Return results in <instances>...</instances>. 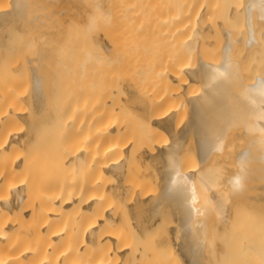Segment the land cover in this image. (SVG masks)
Returning <instances> with one entry per match:
<instances>
[{
  "label": "bare ground",
  "instance_id": "6f19581e",
  "mask_svg": "<svg viewBox=\"0 0 264 264\" xmlns=\"http://www.w3.org/2000/svg\"><path fill=\"white\" fill-rule=\"evenodd\" d=\"M263 24L264 0H0V264H125L134 254L132 242L123 241L120 230L107 224L128 186L134 191L132 209L152 213L163 198L180 212L187 226L178 236V226L172 225L180 239L178 250L186 264H205L209 251L204 214L214 208L220 226L229 229L230 210L243 203V193L248 197L258 188L264 173ZM132 33L137 45L132 68L150 72L151 83L167 91L132 98L152 126L144 133L138 156L159 161L162 184L155 194L140 195L133 177H125L134 142L133 137H122L125 124L101 119L95 101L81 131L69 106L76 92V69L81 70L79 81L102 90L106 64L117 55L123 36ZM216 38H221L219 44ZM64 69L69 71L62 73ZM191 78L202 86L194 95L182 88ZM122 79L127 85L129 76ZM61 82H66L62 92L70 102L55 116L57 144L31 148L36 142L31 143L30 135L38 132L39 121L31 119L38 114L37 100L49 96L52 89L47 85ZM175 94L188 103L185 125L195 137L200 161L196 169L178 163L180 135L159 140L154 130L171 126ZM19 100L32 101L34 115L20 110ZM17 117L25 119V128L14 127ZM229 147H236L235 152L241 147L229 155L236 166L226 180L232 185L231 200L223 195L226 178L219 166ZM30 152L35 154L30 170L34 185L23 173ZM82 163L84 172L79 173ZM108 173L115 175L112 183L105 182ZM75 187H85V196ZM29 194L33 197L25 202ZM259 204L262 201L251 196L249 207L256 210ZM73 207L90 216L81 239L74 234L76 222L54 224ZM22 213L36 222L21 224ZM173 233L172 240L177 239ZM81 251L84 258L79 257Z\"/></svg>",
  "mask_w": 264,
  "mask_h": 264
},
{
  "label": "rangeland",
  "instance_id": "374dc122",
  "mask_svg": "<svg viewBox=\"0 0 264 264\" xmlns=\"http://www.w3.org/2000/svg\"><path fill=\"white\" fill-rule=\"evenodd\" d=\"M219 41H221V38H218V40L216 38L214 40V42L217 44H219ZM136 46V34L132 33L123 36L120 50L117 52L116 56L113 54L109 64H106L107 67L101 74L104 79V88L102 90L99 88V86H97V89H93L91 86H89L88 81H79L77 78H79V73L81 70L76 69L74 74L75 80L73 81V83H75L73 88L76 90V92L74 99L72 103L69 104V106L72 105L73 107L72 112L77 116L76 123L79 130L81 131H84L86 121L89 119L88 116L92 107V102L95 101L98 106L100 105L99 108H96V111L98 112V115L101 119L119 121L125 124L122 137L130 136L134 139L132 147L129 151V157L125 164L126 167L124 168L125 177L128 179L133 177V181H129H131L132 184L136 186L135 192L139 193L140 195H144L148 193H157L158 188L162 184L161 171L158 160L142 161L138 156L140 146L144 140V133L148 130H151L152 126L141 114L142 109L134 106L132 98H134V94L153 95L154 92L165 94L167 91L165 88L160 87L159 85L155 86V84L151 83L153 76L150 72L140 71L132 68L131 63L136 54ZM217 51L218 49H216V52ZM216 52L214 54H216ZM136 58L138 59V56H136ZM67 71H69V69H64L61 72L66 73ZM125 75L129 76L127 85L122 79V77ZM65 83L66 82H61L57 85H47V88L50 90L52 89V91L49 92V96L43 99L40 98L39 101L37 100L38 114H35L36 116L34 115V112L33 114L30 112V108L33 106L32 101H17V105L20 110H26L27 114L30 112V114L35 116L34 117L29 114L31 119L34 120L33 123H35V121H39V124H37L38 132L36 134L33 133L30 135V137L33 139L31 143L33 144L36 142L34 146L32 145L31 147L30 145L31 148L45 150L47 147L56 146L58 141L59 123L55 121V116L57 118L61 107H68V103L70 102L68 99L64 98V94L62 92V90L67 87ZM200 85V80L198 78H191L187 80L186 85L182 88L187 93L190 92L191 95H194L198 89L199 91L201 90L200 87L202 86ZM54 88H57V92L53 91ZM171 104L176 108L172 119V124L169 128H154L156 131V136L159 138V140L170 141L171 135L173 133L178 137L180 135L179 143L176 145V154L179 161L178 163L192 166V169H196L194 167L200 165V161L197 156V146L195 143L194 134L190 129V126H186L188 121L187 100L182 95L177 96L175 94ZM14 123V127L16 129H23L26 127L25 119L17 117L14 120ZM179 131H182V133H178ZM82 136L83 134H81L80 139H82ZM229 148V150L226 149L224 152V154L226 152H229V154L227 153L228 155L226 154V156L224 154L220 155L221 157L219 156L220 158L218 161L221 163V161H223V157L225 156L224 161L221 163L222 165L219 164L222 172L221 176L223 179L226 178L221 183V186L223 188V195L231 200L233 195L232 185L229 186V183L227 184L226 180L228 174L230 173L229 175H231L234 172V169L236 170V166L233 163L234 160L232 161L234 158L230 159V157L235 152L236 147L235 150L231 149V147ZM239 148L237 151L240 150ZM231 150H233L232 154ZM230 154L231 156H229ZM56 155H54V159H57L58 161L59 155ZM34 158L35 154H31L30 152L23 172L25 180L29 182L30 185L36 184L35 175H33V173L30 171L32 167L35 168L33 163ZM43 158H45V160H49L51 157L50 154L47 155L43 151ZM79 169V173L84 172L83 163ZM142 172H145L146 174L143 175ZM60 176L61 172L58 169V178H60ZM104 178L106 183H112L115 179V175L108 173L104 176ZM126 178H124L125 181L128 180ZM241 181L243 184H245L243 179H241ZM82 185L83 184H80V186ZM257 186L258 188L251 192L248 197L246 196V193H243L241 197L243 203L241 205L238 203L236 207H239L230 210L231 217L233 218H231L230 221H233H229L231 224H229L230 226L228 225V227H230L229 229H223L222 226H220V222L218 221V217L220 215L214 212V208L208 210L209 212L204 214V217L207 219L204 227L208 236V245L206 246L209 251L208 255L206 254L207 257L205 261L206 263L204 262L205 264H239L242 260L241 258L244 259L242 260L243 263L241 262L242 264L246 263L247 261H249L250 264H264V173L262 178L257 182ZM129 187L130 186H128L125 190L123 189V198L119 200L116 209H114L112 212L114 219L107 224L108 227H111L114 230H120L123 241L126 240L130 243L132 242L131 246L133 247H131V249L133 248L132 250L134 251V254L128 257L131 261L128 260V262L126 261L125 264H129V261L130 264H141L142 262V264H157L155 262L151 263L152 260H156L157 262L158 260L162 262L169 260L170 264H186L185 258L183 256L184 254H182V250L181 252L178 250L177 246V242L180 240L178 239V236L180 233H184L183 228L187 226L185 222H181L182 216L180 212H178V210L172 206L168 200L163 198H160L158 207L154 208L152 213H149L148 209H142L140 211H138L136 208L132 209L130 201L131 194H133L134 191ZM76 190L78 191H75L77 194L82 197L85 196V187L76 188ZM207 195H209V193ZM251 196H254L258 198V200L262 201V205L259 204L260 207L258 206V208L261 209L257 208L258 210H255V208L249 207ZM32 197L33 196L29 194L24 201L29 202ZM228 205L229 204H227V206ZM250 208L253 211H251ZM69 211L70 212L61 213V217L54 221V224L56 226L65 225L66 222L68 223V220L76 222L75 227L78 228L74 229V234H80L81 239L85 232L84 228L86 227L90 216L86 211L79 207H73ZM18 216L20 217L21 224L36 222V219L31 221L27 217V214L22 213V215L18 214ZM30 217L35 218V216ZM148 219H152V222L150 221L149 223ZM172 225L178 226V236L177 232L175 231L176 228ZM171 226V234L174 231L173 235L176 232L175 235L177 236V239H174L176 240L175 243L174 240H172L173 238L169 230L171 229L169 228ZM159 237H162V239H159ZM63 242L61 241L59 243ZM137 254H139V257ZM79 257L84 258V251H81Z\"/></svg>",
  "mask_w": 264,
  "mask_h": 264
}]
</instances>
